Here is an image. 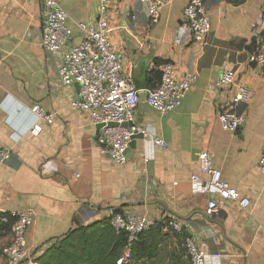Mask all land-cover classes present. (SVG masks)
I'll return each instance as SVG.
<instances>
[{
    "label": "crops",
    "instance_id": "1",
    "mask_svg": "<svg viewBox=\"0 0 264 264\" xmlns=\"http://www.w3.org/2000/svg\"><path fill=\"white\" fill-rule=\"evenodd\" d=\"M56 1L68 14L72 42H80L84 35L78 23H96L98 0ZM239 1L206 0L212 28L195 41L182 18L187 0L164 7L156 25L138 0H113L109 38L125 55L124 70L140 90L135 121L167 144L162 148L135 136L127 162L117 164L100 150L90 114L73 108L79 85L58 78L64 51L54 54L42 44L40 0H0V146L10 149L9 158L0 161V213L35 212L26 232L31 255L116 211L162 223L164 238L192 239L219 258L207 264H264V175L259 167L264 65L249 61L264 40V0ZM168 62L178 79L190 74L197 79L179 108L160 114L146 103L145 90L150 71L161 72ZM229 69L250 91L247 102L233 103L232 86L220 82ZM34 104L53 114L52 124L39 121L37 135L30 132L37 122ZM232 104L246 117L235 132L224 130L219 120V112ZM204 151L238 198L249 199L247 207L195 188L193 174L210 179L200 169ZM211 199L219 209L207 216ZM173 222L187 234L175 230ZM10 238L9 233L0 236L1 264V247Z\"/></svg>",
    "mask_w": 264,
    "mask_h": 264
},
{
    "label": "built area",
    "instance_id": "2",
    "mask_svg": "<svg viewBox=\"0 0 264 264\" xmlns=\"http://www.w3.org/2000/svg\"><path fill=\"white\" fill-rule=\"evenodd\" d=\"M147 7L151 24L156 25L161 20L164 7L175 0H138ZM113 0H98L97 21L94 24L79 22L78 27L83 33V39L73 43V30L68 24V14L56 0H40L42 7V44L51 53L63 52V62L58 69V78L62 84L77 83L79 97L73 103V108L87 111L92 123L102 125L98 130L97 143L103 153L117 164L127 162V152L133 137L141 134L146 139L153 140L157 145L166 148V142L136 123L135 110L141 101L140 90L132 76L124 70L125 55L112 45L109 32L110 6ZM183 21L190 31L191 39L202 41L211 31V20L206 10V0H187L182 13ZM250 63L264 65V40L257 45L250 56ZM197 75L190 74L178 79L174 73V65L165 63L161 70L159 83L145 90L146 103L160 114L169 113L179 108L187 97ZM220 82L233 88V103L247 102L250 91L236 82L232 69L225 71ZM31 112L37 117V122L30 132L37 135L41 132L40 120L53 123V114L47 112L41 104H34ZM245 114L238 112L232 104L219 112L221 126L226 131L235 132L245 122ZM131 124L124 126V124ZM10 156V149L0 146V161ZM200 169L209 175V181L193 174L192 183L198 190L217 195L223 200L238 201L242 207L250 204L247 198H238L237 189L225 181L220 169L215 168L212 155L204 151L199 154ZM50 162L46 166H50ZM264 175V155L259 163ZM218 202L211 199L205 209L207 216L218 212ZM114 229L126 237V248L123 262L131 259L132 246L138 241L142 232L148 230L154 221L146 216L134 213H119L111 211L106 214ZM35 219V212L30 209L13 213H0V236L9 233V242L1 247L3 264H38L36 257L30 254L26 241V232ZM171 226L182 231L180 223L173 222ZM185 245L190 264H207L210 260L215 263L219 258L210 255L190 238Z\"/></svg>",
    "mask_w": 264,
    "mask_h": 264
},
{
    "label": "trees",
    "instance_id": "3",
    "mask_svg": "<svg viewBox=\"0 0 264 264\" xmlns=\"http://www.w3.org/2000/svg\"><path fill=\"white\" fill-rule=\"evenodd\" d=\"M160 78L159 70L150 71L147 77L150 88L155 87ZM164 227L162 223H155L142 232L138 241L132 246L130 261L125 263L122 258L127 245L126 237L122 232L118 233L114 229L108 218H103L74 228L63 237L53 239L36 257V262L38 264H145L146 260L159 256L164 241Z\"/></svg>",
    "mask_w": 264,
    "mask_h": 264
},
{
    "label": "rangeland",
    "instance_id": "4",
    "mask_svg": "<svg viewBox=\"0 0 264 264\" xmlns=\"http://www.w3.org/2000/svg\"><path fill=\"white\" fill-rule=\"evenodd\" d=\"M145 264H190L185 241L182 242L172 234L164 238L159 257L149 259Z\"/></svg>",
    "mask_w": 264,
    "mask_h": 264
},
{
    "label": "water",
    "instance_id": "5",
    "mask_svg": "<svg viewBox=\"0 0 264 264\" xmlns=\"http://www.w3.org/2000/svg\"><path fill=\"white\" fill-rule=\"evenodd\" d=\"M244 1H245V0H240L239 3H242V2H244ZM128 125H131V124H127V123L124 124V126H128ZM101 126H102V125H97V129L99 130ZM135 136H141V137H143L141 134H137V135H135ZM135 136H134V137H135ZM134 137H133V138H134ZM183 232H184L185 234H187V231H186L185 229L183 230Z\"/></svg>",
    "mask_w": 264,
    "mask_h": 264
}]
</instances>
